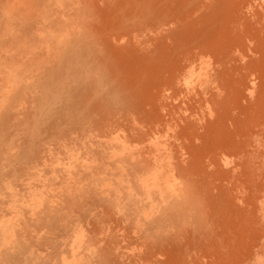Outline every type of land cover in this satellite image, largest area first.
<instances>
[{
    "label": "rangeland",
    "instance_id": "374dc122",
    "mask_svg": "<svg viewBox=\"0 0 264 264\" xmlns=\"http://www.w3.org/2000/svg\"><path fill=\"white\" fill-rule=\"evenodd\" d=\"M155 2L0 0V264L178 263L169 245L181 223L150 226L177 209L157 194L137 195L144 208L127 201L140 179L154 186L147 164L131 169L144 146L128 133L138 111L112 78L136 40L160 55L151 37L171 23L150 18ZM137 128L151 140L161 129ZM117 165L127 173L112 175Z\"/></svg>",
    "mask_w": 264,
    "mask_h": 264
},
{
    "label": "bare ground",
    "instance_id": "6f19581e",
    "mask_svg": "<svg viewBox=\"0 0 264 264\" xmlns=\"http://www.w3.org/2000/svg\"><path fill=\"white\" fill-rule=\"evenodd\" d=\"M156 1L150 18L171 23L151 37L160 55L136 40L112 77L116 98L138 111L128 133L144 143L142 163L133 156L131 169L147 164L154 186L140 179L126 200L157 194L161 207L177 209L150 222L181 223L169 245L177 264H264V0ZM138 122L159 124L158 137H143Z\"/></svg>",
    "mask_w": 264,
    "mask_h": 264
}]
</instances>
